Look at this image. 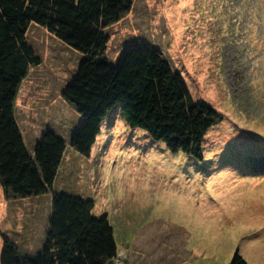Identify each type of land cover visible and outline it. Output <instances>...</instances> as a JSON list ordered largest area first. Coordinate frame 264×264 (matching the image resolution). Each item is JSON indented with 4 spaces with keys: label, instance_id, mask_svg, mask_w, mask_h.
<instances>
[{
    "label": "rangeland",
    "instance_id": "374dc122",
    "mask_svg": "<svg viewBox=\"0 0 264 264\" xmlns=\"http://www.w3.org/2000/svg\"><path fill=\"white\" fill-rule=\"evenodd\" d=\"M105 33L111 65L128 49H158L222 120L195 160L129 128L116 107L89 157L67 146L56 187L107 215L113 264H228L235 252L264 264V0H134ZM26 40L40 64L18 93L19 126L28 144L48 129L69 144L82 118L62 92L81 56L36 25ZM50 202V194L6 200L0 189V233L30 225L25 252L38 254Z\"/></svg>",
    "mask_w": 264,
    "mask_h": 264
},
{
    "label": "trees",
    "instance_id": "16d2710c",
    "mask_svg": "<svg viewBox=\"0 0 264 264\" xmlns=\"http://www.w3.org/2000/svg\"><path fill=\"white\" fill-rule=\"evenodd\" d=\"M133 1L0 0V189L6 200L46 194L51 200L41 251L23 254L16 236L1 232L0 264H113L118 244L107 215H94L90 198L67 193L55 183L67 146L89 157L114 108L120 107L129 128L142 130L170 153L202 160V141L222 115L191 96L181 74L158 49H128L116 65L105 54V30ZM31 25L81 56L62 92L82 118L69 144L48 129L28 148L17 120L20 88L29 69L40 64L26 40ZM228 264L247 263L235 252Z\"/></svg>",
    "mask_w": 264,
    "mask_h": 264
},
{
    "label": "crops",
    "instance_id": "0c3cea01",
    "mask_svg": "<svg viewBox=\"0 0 264 264\" xmlns=\"http://www.w3.org/2000/svg\"><path fill=\"white\" fill-rule=\"evenodd\" d=\"M24 136V135H23ZM37 139L38 138H36V137H34V141L31 143V144H28L27 142H26V140H25V136H24V140H25V142H26V144H27V146H28V148H32L33 147V145L35 144V142L37 141ZM33 198H40V196L39 197H33ZM30 199V198H29ZM19 200H27V199H19ZM19 200H16V201H19ZM51 207V206H50ZM49 211H50V208L47 210V219H46V225L44 226V228H43V231H44V234H45V232L47 231V220H48V216H49ZM26 231H30V225H27L26 226ZM25 229H24V231H25ZM24 231H22V230H20V232H17V233H12L13 235H15L16 236V239H17V242H18V249H19V251L21 252V253H23V254H27V255H29L30 253H27V252H25L26 250H27V248L28 247H30V241H26V238H25V234H24ZM31 231H30V236H31ZM22 235H24V239L25 240H22L20 237H22ZM44 236V235H43ZM41 240H40V243L39 244H35V248H40L39 250H41L42 249V247H43V239L42 238H40ZM30 248H32V246L30 247Z\"/></svg>",
    "mask_w": 264,
    "mask_h": 264
},
{
    "label": "bare ground",
    "instance_id": "6f19581e",
    "mask_svg": "<svg viewBox=\"0 0 264 264\" xmlns=\"http://www.w3.org/2000/svg\"><path fill=\"white\" fill-rule=\"evenodd\" d=\"M258 213V212H257Z\"/></svg>",
    "mask_w": 264,
    "mask_h": 264
}]
</instances>
